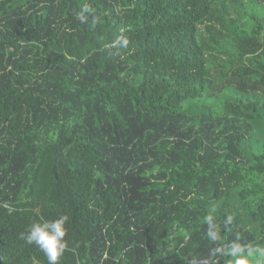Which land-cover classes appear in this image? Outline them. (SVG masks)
Returning a JSON list of instances; mask_svg holds the SVG:
<instances>
[{
	"label": "trees",
	"instance_id": "obj_1",
	"mask_svg": "<svg viewBox=\"0 0 264 264\" xmlns=\"http://www.w3.org/2000/svg\"><path fill=\"white\" fill-rule=\"evenodd\" d=\"M61 215L59 264L264 249V0H0V264Z\"/></svg>",
	"mask_w": 264,
	"mask_h": 264
},
{
	"label": "clouds",
	"instance_id": "obj_2",
	"mask_svg": "<svg viewBox=\"0 0 264 264\" xmlns=\"http://www.w3.org/2000/svg\"><path fill=\"white\" fill-rule=\"evenodd\" d=\"M127 39L123 40V46H127ZM69 216L61 215L58 218L51 220H38L34 222L26 233L21 234V239H24L27 244L35 245L46 257L47 264H59L61 257L68 249V240L66 237L69 234L67 224ZM232 217H227V223H230ZM209 224L207 232L208 238L215 242L220 239L219 229L213 224V217H206ZM254 252H258L264 256V249L252 248L251 246H242L239 243H233L230 246L229 255L235 258L234 264H249V257H252Z\"/></svg>",
	"mask_w": 264,
	"mask_h": 264
}]
</instances>
